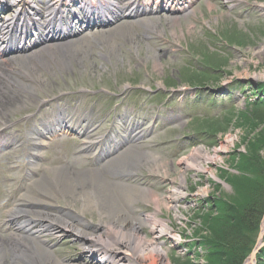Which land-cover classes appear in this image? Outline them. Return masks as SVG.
<instances>
[{
    "label": "rangeland",
    "instance_id": "obj_1",
    "mask_svg": "<svg viewBox=\"0 0 264 264\" xmlns=\"http://www.w3.org/2000/svg\"><path fill=\"white\" fill-rule=\"evenodd\" d=\"M153 7L155 12L156 5ZM177 11L175 14L157 10L158 13L147 16L152 21L160 19L157 32L147 31L140 24L132 25V40L115 38L117 52L109 59L100 57L104 50L93 44L88 56L79 63L72 62L64 73L53 67L47 72L38 67L34 81L24 75L23 80L31 81L35 87L34 95L18 90L12 94L5 86V78L0 76V92L11 94L14 102L0 106V134L8 140L22 135L29 129L20 121L22 117L33 113L41 101L61 97L68 102L81 101L82 107L76 112L89 109L101 132L106 121L113 123L121 135L129 133V130L122 132L124 128L137 125L143 137L135 146L131 145L156 157L160 166L157 170L140 167L128 183L149 189L158 197L161 210L158 217L169 221L172 227L173 238L165 235L160 238L169 264L209 261L225 264L229 246L220 242L222 258L211 257L212 251L205 244V239L211 237L208 228L217 236L223 229L226 240L236 236L241 228L238 222H233L229 207L246 205L241 188L245 181L237 177L257 180L247 162L257 154L264 162L261 144H264V104L260 101L264 100V0H190ZM167 17L178 18L174 32L165 24ZM45 48L28 57L38 54L49 61L43 52ZM154 54L159 55L157 62L153 60ZM31 63L35 65L34 60ZM11 65L12 61L0 64V74L13 78L20 69L11 71ZM4 99L9 101L5 95ZM255 105L260 108L253 110ZM3 124L19 128L2 130ZM228 139L231 144H226ZM225 145L227 148L223 150ZM256 146L260 148L257 154ZM199 147L215 161L203 164L204 171L191 165L184 173L186 197L171 203L178 212L164 208L170 191L179 186L184 168L181 162ZM48 152L50 157L58 154L59 160L49 164L40 158L36 163L38 170L30 168L29 172L23 151H10L5 168L0 154V245L4 250L11 244V235L18 233L5 222L6 214L25 193L32 195V180L36 176L49 178V170L59 165L80 170L78 165L71 164L68 146H50ZM214 200H220L224 206L214 207ZM68 204L69 200L59 197L48 211H64ZM78 207L77 204L70 209L80 215ZM139 213L153 215L156 210L152 204L137 201L135 214ZM81 216L96 231L101 222L110 223L94 208ZM261 224L262 221L260 227ZM141 231L146 238L153 237L148 228ZM46 239L59 260L68 264H95L83 257L80 244L73 239L65 236ZM8 254L5 251L2 261L8 262ZM258 264H264V257Z\"/></svg>",
    "mask_w": 264,
    "mask_h": 264
},
{
    "label": "bare ground",
    "instance_id": "obj_2",
    "mask_svg": "<svg viewBox=\"0 0 264 264\" xmlns=\"http://www.w3.org/2000/svg\"><path fill=\"white\" fill-rule=\"evenodd\" d=\"M117 1L107 0L106 5L114 7ZM118 13L121 18L133 15L127 9L123 11L120 9ZM159 20L158 18L156 21L137 20L135 24H140L142 28L153 32L159 28ZM165 24L174 32V28L178 26V18L167 17ZM131 28V23H123L108 30L95 31L62 45L48 46L43 52L49 61H45L43 56L37 54L15 59L13 67L19 68L22 72L21 76L25 75L32 81L37 77L35 73L38 67L46 72L53 67L61 74L70 68L72 62L79 63L84 60L93 44L104 50V54L100 57L106 60L117 52L115 38L119 37L129 42L132 40ZM158 59L159 55L154 54V62ZM31 60L35 61V65ZM0 76L5 78V85L9 86L12 94L15 93L14 89L35 94V87L31 85V81L26 83L20 79L15 80L4 73ZM4 95L9 101L4 99ZM13 103L11 94L0 92L1 107ZM226 144H231V139H228ZM226 148L225 145L223 150ZM213 161H215L214 157L203 147L194 149L187 159H183L181 163L184 168L179 176V186L170 191V195L166 197L168 203L164 208H173L178 212L171 203L186 197L185 171L190 169L191 165H195L197 171H204L203 164ZM159 166L158 159L150 153L128 146L121 154L96 171H76L73 168L62 167L50 169L49 178H41L35 183V194H28L11 212L10 217L16 220L13 225L19 233L11 235V244L8 245L7 250L0 245V264L5 260L2 261L5 251L9 253L8 262L5 260L6 264H68L53 254L46 239L63 236L80 244L83 257L92 259L95 264H169L167 251L160 238L162 235L173 238L172 227L169 221L158 217L161 213L158 197L149 189L127 184L140 167L157 170ZM59 197L69 200V204L64 211L51 213L48 210ZM137 201L154 205L156 213L136 215ZM77 204L80 215L74 214L70 209ZM90 208L97 210L100 216L109 219L110 223L101 222L97 231L90 228L81 216ZM145 228L150 230L153 236L151 239L141 234V230Z\"/></svg>",
    "mask_w": 264,
    "mask_h": 264
},
{
    "label": "trees",
    "instance_id": "obj_3",
    "mask_svg": "<svg viewBox=\"0 0 264 264\" xmlns=\"http://www.w3.org/2000/svg\"><path fill=\"white\" fill-rule=\"evenodd\" d=\"M260 101H262L261 104H264V100H260ZM255 104L260 105L258 103ZM258 108H260V106L254 107L253 110H257ZM261 144L264 145L263 143ZM254 150L256 151L257 154V152H259L260 150L259 146H256ZM257 155L256 157L254 156L253 158H250L249 159L250 162H247L249 166H252V168H250L252 170L251 174L254 177H256L257 180L253 181L252 179H244V176L237 177V180H241V181H245V183L246 182L249 183L248 185L244 183L243 186L239 184V186H242L241 187L242 192L244 193L243 201L246 204L245 207L237 204H233V207H229V211H231V214L233 216L232 218L233 222H238L237 225L240 226L241 230L237 232L236 236L231 235L232 237L230 238V240L228 239L226 240V238L223 237L224 236L222 235L223 229L221 234H219V236H217V234L215 235V233L212 234L211 229L208 228L209 231L207 230L209 233H211V237H209L210 240L208 238L205 239V244H207L208 245L207 247H209V249H211L212 251V255H210L211 257H213L214 259L217 256L222 258L221 256L223 255H220L222 254L220 251L221 247H218V244L220 242H221L220 244L223 243V246H229V248L226 249L227 256L226 255L225 256L227 259L224 260L225 264L244 263L245 259L248 257L253 247L255 246L256 238L259 233L260 223L264 216V185H263L264 162L260 158L259 154ZM260 181L261 183H263L262 185ZM235 182H236V178H235ZM212 203L215 204L214 207L216 206V204L217 205L219 204L220 207L224 206L223 205L224 203H222L220 200L218 202L214 200L212 201ZM216 238L217 239L223 238V239L218 241ZM227 241L229 242L228 243L229 245L226 244ZM263 257H264V247L260 250V253H258L256 256L257 262H260L261 258ZM208 264H222V262L214 263L209 261Z\"/></svg>",
    "mask_w": 264,
    "mask_h": 264
},
{
    "label": "water",
    "instance_id": "obj_4",
    "mask_svg": "<svg viewBox=\"0 0 264 264\" xmlns=\"http://www.w3.org/2000/svg\"><path fill=\"white\" fill-rule=\"evenodd\" d=\"M263 237H264V218H263L260 230H259V234H258L256 244H255L251 254L245 260L244 264H256L255 256L259 252L260 248L264 245Z\"/></svg>",
    "mask_w": 264,
    "mask_h": 264
}]
</instances>
